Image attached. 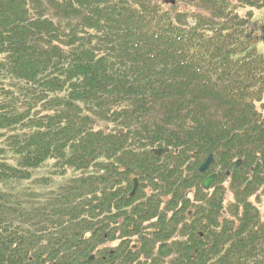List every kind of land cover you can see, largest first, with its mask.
Returning a JSON list of instances; mask_svg holds the SVG:
<instances>
[{
    "label": "trees",
    "instance_id": "16d2710c",
    "mask_svg": "<svg viewBox=\"0 0 264 264\" xmlns=\"http://www.w3.org/2000/svg\"><path fill=\"white\" fill-rule=\"evenodd\" d=\"M164 1L0 0V264H264V0Z\"/></svg>",
    "mask_w": 264,
    "mask_h": 264
},
{
    "label": "rangeland",
    "instance_id": "374dc122",
    "mask_svg": "<svg viewBox=\"0 0 264 264\" xmlns=\"http://www.w3.org/2000/svg\"><path fill=\"white\" fill-rule=\"evenodd\" d=\"M239 14L242 17L243 16L246 17L248 15L246 10H239ZM249 25H250L251 31H257L256 35H258V41H257L258 50L264 56V7L261 9H255L252 11V17H251V20L249 21ZM257 108L260 110L259 111L260 115H262V117L264 118V110H261L258 106H257ZM52 164H53V162L47 163V167H44L42 169V171L35 172V176L38 178H41V177L47 178V179H49L50 183H53L55 185V187H58V184H62L65 179H68L72 176L77 175L76 173H72L71 170H66L65 173H61V174H60V172L57 173V172H55L56 170L55 171L51 170ZM212 172H214V170H212ZM212 172H210V173H212ZM64 176H65V179L63 180ZM224 186H225V189L228 191L229 182L228 181L224 182ZM51 190L52 189L50 187V189H47L44 192L48 193ZM255 197L256 196H253L251 198V200H255ZM168 198H169L168 195L163 193L162 201L166 202L168 200ZM230 201H232V196L229 192H227V194L225 196V202H226V204H228V202H230ZM256 204L260 210L264 211V199H262V200L260 199L259 201L256 202ZM113 246H116V245H111V244H105L104 245V247H109V249H110V247H113Z\"/></svg>",
    "mask_w": 264,
    "mask_h": 264
},
{
    "label": "water",
    "instance_id": "95a60500",
    "mask_svg": "<svg viewBox=\"0 0 264 264\" xmlns=\"http://www.w3.org/2000/svg\"><path fill=\"white\" fill-rule=\"evenodd\" d=\"M165 3H170V4H174L173 1H165ZM168 152V149H158L155 151V154L157 156H161L163 153H166ZM214 163V160H213V156L212 155H209L207 157V159L205 160V162L200 166L199 168V172L200 173H204L207 171V169ZM239 164V163H237ZM216 178V175L215 174H212V175H209L206 179L203 180V182L201 183V188L204 190V191H208L211 187V185L213 184L214 180ZM137 188V180L134 179L133 180V188H132V191L130 193V196H133L134 193H135V190ZM91 260L93 259L92 257L90 258Z\"/></svg>",
    "mask_w": 264,
    "mask_h": 264
}]
</instances>
